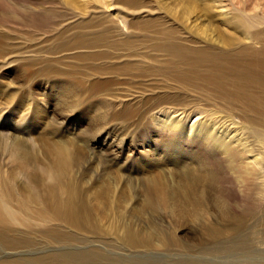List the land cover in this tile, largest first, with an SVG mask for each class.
Here are the masks:
<instances>
[{"label":"rangeland","instance_id":"1","mask_svg":"<svg viewBox=\"0 0 264 264\" xmlns=\"http://www.w3.org/2000/svg\"><path fill=\"white\" fill-rule=\"evenodd\" d=\"M0 24V182L26 193L9 177L14 142L40 162L68 149L63 183L86 217L9 226L34 245L0 249V261L88 251L98 264H264V128L242 136L258 149L238 173L248 195L232 171L164 140L178 127L191 137V125H213L218 114L244 126V117L264 118V0H0ZM222 72L257 83L233 99L243 115L203 82ZM183 107L188 118L175 112ZM22 118L23 132H12ZM47 229L83 242H49ZM128 232L151 245L117 247ZM165 237L179 245L168 250Z\"/></svg>","mask_w":264,"mask_h":264},{"label":"bare ground","instance_id":"2","mask_svg":"<svg viewBox=\"0 0 264 264\" xmlns=\"http://www.w3.org/2000/svg\"><path fill=\"white\" fill-rule=\"evenodd\" d=\"M259 57H261V55ZM247 76L248 74L245 72H222L217 75L215 80L210 75H207L206 78H204L203 82L208 84L211 89L218 94L217 100L224 106L228 107L229 112H231L232 114H235L236 112L238 114L243 115L242 110H240L239 108L236 110L234 108L233 99L240 100L239 95H241L245 89H248L253 85H257L255 81L248 80ZM231 89H234L235 95L229 93ZM188 109H185L183 107L182 109H178L175 112H180L179 114L182 117L188 118L191 113ZM216 112L218 111H215V114ZM218 115L215 118L216 120L214 121L213 125H209V123L207 124L209 126H202L199 123V125H197L196 127H193L191 125L189 130V132L193 133L191 137L183 135L181 127H178L179 131L177 133L170 132L168 139L166 138L164 140L166 142H184V146L187 149H194L193 151L198 152V154L203 157L206 162L218 167L220 171H222L228 177L229 175H231L230 171H232V179L235 181L237 188L240 186L241 191L243 193L247 192L245 195H248L249 189L243 187L245 176H238V173H241V168L243 167L242 163L244 162L243 158L253 157V155L258 149L255 148V145H253L254 143L252 144L251 141L249 142V144H247V146H245L242 143V136H245V139H250L249 136H246V131H248L250 127H254L255 125L264 128V118H260V114H257L254 118L244 117V123L247 127L242 124V128L240 122H237L233 118L231 119V117H229L227 114L219 116ZM24 122L25 120L22 118L20 123L11 124V129L13 130L12 132L16 131L18 133H22L23 129L21 131L20 125L24 124ZM210 124L212 123L210 122ZM5 127L8 126L6 125ZM5 127L2 126L1 128ZM5 131V129H1L0 135H4ZM155 133L158 135V132ZM170 135L172 137L175 136L176 138L172 139ZM27 141L32 142L31 139ZM24 142L27 143L26 141ZM1 145L2 144L0 142V146ZM67 150L68 149H66V151ZM5 151V154L8 157V161H10V163H8L13 166L10 169L9 177L11 179L21 178L24 181L26 193H19L11 187L6 188L5 186L8 185H5L0 182V249L4 250L3 252H5L6 250L28 251V249L32 247V245H34V240L32 237H29L28 235H21V237L15 236V233H8V230L6 231L9 226H27L28 223L31 222L29 219L28 221L30 222H27V218H30L31 220L43 219L47 222H61L62 220H65L66 223H71L75 225H80L82 221L86 220L83 219L86 217L82 216V208L77 205L78 199L75 198L71 186L67 187V185L63 183L64 178L66 176L67 168L71 164L69 153H67L68 151L66 152L64 150L63 152H61L60 148H53L51 152L52 159L49 162H40L36 160L33 156H31L33 153H31L30 150L29 152L25 148H23V144L21 143L14 142ZM121 163L122 167L126 169L127 167H125L126 164L124 163V161H122ZM123 168L120 167V169ZM37 178L38 180H36ZM42 179L47 182V185L40 184L39 181ZM38 185H41L42 188L39 189ZM21 216H24V218L21 219ZM38 223L39 221L36 224ZM83 224L85 225L86 223ZM20 229L22 231V227H20ZM42 229L44 230V228ZM47 230L48 231L45 232V237L46 240H48L49 242H62L65 245H69L72 242H83L82 239L77 237V231L75 232L77 235L73 236L69 233L64 234L62 232L57 233L54 230ZM25 231L27 232V229ZM10 235L13 237H11ZM30 235H32V233ZM123 236V239H118L116 242H114L117 247H122L123 250L125 249V251L127 252L135 250L138 247H135V241L141 243L140 245L150 246L153 240V237L151 236H141L140 240L138 235L129 232L127 234L125 233ZM165 242L168 250L172 249V247L174 246L179 245L175 244L176 240H168L167 237H165ZM49 244L51 245L52 243ZM221 253L222 251L220 250V254ZM96 258V252L90 253L86 251L82 252V254H58L55 252L48 254L46 253L45 255L41 254L36 257H31L30 255L29 257L21 258L11 257L6 261H0V264H98ZM101 260L103 259L101 258Z\"/></svg>","mask_w":264,"mask_h":264}]
</instances>
